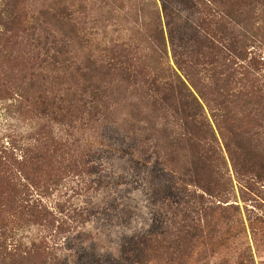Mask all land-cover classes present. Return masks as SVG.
Segmentation results:
<instances>
[{"label": "trees", "instance_id": "obj_1", "mask_svg": "<svg viewBox=\"0 0 264 264\" xmlns=\"http://www.w3.org/2000/svg\"><path fill=\"white\" fill-rule=\"evenodd\" d=\"M160 1L161 8L157 3L153 6L156 19L148 33L152 35L151 44L158 53L161 68L145 63L140 46L119 41L95 42L89 32L90 15L82 8L78 9L77 24L72 18H64L69 12L68 6L58 11L42 8L33 16L14 5L10 7L8 0L0 7V77L9 51L24 41L37 47L45 58L39 69L31 68L28 74L18 77L22 84L7 90V95L0 99H24L21 90L26 88L31 91L26 97L30 111L56 118L66 128L78 125V114L81 113L86 115L91 128H95L93 123L106 118V103L109 102L105 103L106 100L109 99L113 107L115 94L133 96L134 117L139 116V120L147 122L138 136L136 134V138H140L139 154L147 156V143L174 182L165 186L162 172L156 169L158 179L162 181L159 194L160 197L164 195L160 198V208L168 206L173 215L181 213L184 219L171 220L173 227L167 223L162 231H151L147 235L132 232L125 254L117 259L109 257L105 260L108 264H155L163 258L183 264L179 260L189 257L188 239L200 235L197 232L209 225L211 219L216 218L213 233L220 232L218 226L228 221L223 218L228 214H221V210H235L236 207L232 204L228 209H222L220 205H206L209 202L206 195L218 201L229 199L232 181L227 179L229 169L216 130L224 140L234 168L241 167L240 172L236 169L238 173L244 171L245 176H259V171L264 172V146L256 142L255 132H248L240 125L241 120L248 126L255 122L257 113L243 114L247 105L254 101L264 102V87H260L258 77L260 60L249 56L250 46H264V0ZM169 42L174 65L169 59ZM73 51H78L77 59L71 56ZM68 60L66 72L59 74L52 67ZM248 60L249 64H246ZM32 62L36 63V58ZM69 76H74L77 88L53 86L60 77ZM9 86L13 85L10 83ZM159 118L165 120L162 125H158ZM124 131L129 134L137 130L132 124ZM142 131L146 132L141 136ZM57 142L64 148L70 144L62 139ZM65 150L59 155V149L55 150V147L50 150L53 154L48 150L34 156L25 153L22 159L12 161L17 165L11 171L12 184L0 182V264H59L63 259L50 249L42 232L27 244L17 242L14 237L17 229L40 226L39 219L45 216L40 200L27 201L25 196L31 194L30 189L34 186L37 191H46L41 184L60 173L53 168L59 157L62 164H71L70 170L76 174L73 177L86 183L88 172L78 176V162L84 164L78 160V152L70 156ZM7 158L0 154V175ZM45 163H51L50 169ZM2 176L3 179L10 178V175ZM42 186L44 190H41ZM88 188L92 189L91 185ZM180 190L182 198L176 193ZM175 198L180 200L173 201ZM34 208L41 211L33 215ZM216 213L219 217H215ZM234 215L235 212L231 218ZM213 239L216 246L222 244L218 234H213ZM98 262L104 263L103 260Z\"/></svg>", "mask_w": 264, "mask_h": 264}, {"label": "rangeland", "instance_id": "obj_2", "mask_svg": "<svg viewBox=\"0 0 264 264\" xmlns=\"http://www.w3.org/2000/svg\"><path fill=\"white\" fill-rule=\"evenodd\" d=\"M3 1L0 0V7ZM8 1L10 7L14 5L31 16L42 8L47 7L58 11L68 6L69 12L64 14V18L67 20L72 18V22L77 24L78 11H80L78 9L82 8V11L90 15L89 32L95 42L132 43L140 46L145 63L155 68L162 67L159 66L161 61L158 53L151 44L150 36L152 35L148 33V29L153 26L156 19L153 6L157 3L161 8L160 0ZM71 13L72 15H68ZM166 35L169 38L167 29ZM9 39L11 41V38ZM17 40L19 43V39ZM8 46L10 48V43ZM168 50L169 59L174 65L170 42ZM70 54L73 58H78V51ZM249 56L260 60L258 77L260 87L263 88L264 46L262 48L250 46ZM34 58L36 63L32 62ZM44 59L37 47H31L25 41L9 51L4 59L3 75L0 77V83L4 82V85H0V96L7 95V90L15 89L22 84L18 77L28 74L31 68L39 69ZM66 64H70L69 60L67 63H56L52 67L61 74L69 70ZM246 64H249V60ZM73 77L69 76L65 79L60 77L57 80L58 83L54 82L53 86L63 89L77 88L78 82L75 84ZM6 80H8L7 83ZM61 81L65 83L61 84ZM10 83L13 86L10 87ZM24 89L21 90L24 99L20 100L19 97H15V100L0 99V154L8 157L5 159L8 161L4 163L3 174L10 175V178L3 179L1 174L0 182L3 184L7 182L4 185L9 182L12 184L11 171L17 166L16 163H12L13 160L22 159L25 153L28 156H34L35 153L45 154L47 150H54V147L55 150L59 149L58 155L65 152V149L69 151L70 156L77 151L78 157L80 156L78 160L81 159L84 162V164L78 162V170H80L78 176H85L86 172L89 176L83 184L84 182L80 181L81 178L73 177L75 173L70 170L71 164H62L59 162V157L53 168L55 171L60 170V173L53 176L51 180L43 181L46 185L41 184L46 191H37V186H34L35 188L30 189L31 194L25 196L27 201L40 200V208L45 211V216L39 219L40 226L35 224L30 225L32 227L15 230L14 240L27 244L28 241L43 233L50 249L56 255L62 256L63 259H60L59 264H100L99 260L104 261L102 264H108L105 260L109 257L114 256V259H117L125 254V248L130 246L128 237L132 232L139 236L147 235L151 231H162L167 223L171 225V220L184 219L181 213L177 216L173 215L168 206L160 208V201L164 195L160 197L159 194L161 180L158 179L156 169L162 172L165 186L174 182L162 165L159 156L152 153V148L150 149L147 143H145L149 150L147 156L142 157L139 154L140 138H136V134L138 136L140 129L147 122L145 119L139 120V116L134 117L133 96L115 94L117 98H114L116 104L113 107L112 102L109 99L106 100L105 103L109 101L106 103V118L99 123H93L95 128H91L90 123L88 124L85 119L86 115L81 113L78 114V125L66 128L56 118L53 120L30 111L26 97L31 94V91ZM251 112L257 113L254 124L248 126L245 120H241L240 125L245 126L248 132H255L256 142L259 141L260 146H264V102L255 103L254 101V104L247 105L243 110L244 115ZM158 121V125L165 122L161 118ZM132 124L137 131L126 133L124 129ZM144 132L146 131H142L141 136ZM216 133L229 169L227 179L231 178L232 181L228 189L227 198L229 199L218 201L217 198L206 195L209 200L206 205L213 207L220 205L222 209H228L233 204L236 209L221 210V214H228L223 218L230 221L218 226L220 232L213 233L215 218L211 219V223L204 229L201 228L202 231L197 232L201 236L189 238L187 246L189 257L179 262L183 264H264V172L259 171L258 174L261 176L255 174L245 176L244 171L238 173L237 170L240 172L241 167L236 168L237 170L234 168L223 138L218 130ZM56 139L69 141L70 144L64 148ZM70 156L67 155V158ZM50 164L45 163V166L50 169ZM90 185L92 189L88 188ZM44 187L42 186L41 190H44ZM97 188L98 190H95ZM190 189H197L202 193L198 188ZM176 193H179L180 198L183 197L180 194L181 190ZM171 194L174 195V193ZM176 198L173 201L180 200ZM227 200L229 202H225ZM30 205L33 206V203ZM39 211L41 209L34 208L33 215L38 214ZM25 212L29 213V210L25 209ZM234 212L235 215L231 218ZM198 216L200 214L195 217ZM215 217L219 215L216 213ZM213 234L215 236L218 234L219 239L222 240L220 246L214 244ZM155 262V264H177L175 259L169 261L167 258L158 259Z\"/></svg>", "mask_w": 264, "mask_h": 264}]
</instances>
